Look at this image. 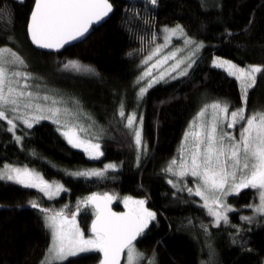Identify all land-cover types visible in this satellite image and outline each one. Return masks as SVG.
<instances>
[{"label":"snow or ice","instance_id":"6c2138e0","mask_svg":"<svg viewBox=\"0 0 264 264\" xmlns=\"http://www.w3.org/2000/svg\"><path fill=\"white\" fill-rule=\"evenodd\" d=\"M17 3L23 4L24 0ZM200 6L206 10V0H200ZM158 7L159 0H146L143 17L134 5L124 9L126 14L141 21L147 35H137L141 48L128 53L129 56L141 54L139 74L129 85L134 90L135 107L126 112V92L121 94L110 121V125L113 122L122 125L130 138L129 147L134 150L138 169L142 160L149 157V145L143 137L144 118L142 114L138 116V109L156 85L190 80L203 59L204 49L209 47L205 41L189 35L180 23L164 25L159 32L154 31L155 16L151 10ZM113 11L111 0H33L26 19V35L36 48L59 53L65 46L85 39L90 30L106 22ZM0 15L5 17L4 27L0 29V39L5 40L0 45V130L10 134L11 142L24 150V141L34 125L50 121L72 149L82 150L89 160H100L105 155L102 141L107 129L90 116L87 126L80 123L83 109L78 99H65L48 91L46 85L35 83L42 78L28 71L23 56L9 46L18 42L14 35L15 11L7 0H0ZM253 23L254 18L248 21L249 26ZM206 29V25H201L202 32ZM242 32L248 35L250 28ZM234 35L227 28L222 33L229 42ZM160 40L162 42H158ZM174 41L179 42V46ZM246 44L243 41L237 47L243 49ZM211 67L224 70L238 82L239 103L202 98L176 155L160 172L175 200L197 207L210 218L208 223L202 220L197 223L189 217L186 224H181V229H191L203 236L202 251L207 250L208 260H202L201 264H217L213 228H230L228 235L232 245L251 253L253 249L248 246L246 237L252 229L247 226H264V110L249 111L248 108L249 93L257 87L258 79L264 82V63L241 66L233 60L213 56ZM63 69L98 75L95 69L75 60L64 62ZM29 155L39 158L34 149ZM121 167L122 162H109L101 168L57 171L72 179L103 181L115 179L111 173ZM0 181L34 189L40 194L28 201L50 239L38 264H79V259L69 258L92 259L90 254H98V264H122V260L124 264H159L155 247L150 254L137 248L138 240L146 238L152 228L159 225L158 214L148 207L147 197L124 196L125 211L116 212L112 209L113 202L119 198L116 194L92 192L77 200L75 209L70 211L67 204L57 209L41 203L44 198L48 202L55 201L69 189L62 182H50L34 168L5 163L0 167ZM244 190L252 191V200L237 209L229 198H239ZM82 208L93 217L87 234L77 219ZM244 209L251 215L242 214ZM233 213H241L238 216L241 224L232 223L230 214Z\"/></svg>","mask_w":264,"mask_h":264},{"label":"trees","instance_id":"16d2710c","mask_svg":"<svg viewBox=\"0 0 264 264\" xmlns=\"http://www.w3.org/2000/svg\"><path fill=\"white\" fill-rule=\"evenodd\" d=\"M111 1L115 7L112 17L95 28L88 39L60 53H49L33 47L26 35L25 24L33 0H24L23 4L7 0L15 11L14 35L18 42L9 46L16 51H28L30 60L25 59L28 71L42 78L35 83L46 85L47 89H54L67 99H78L82 109L99 126L107 129V135L102 141L105 155L92 161L82 150L67 145L50 121L34 125L24 141V150L11 142L10 134L0 130V167L4 163L25 164L35 167L48 179L64 183L69 192L52 202L44 198L41 203L45 207L59 209L67 204L71 211L75 209L77 200L92 192H108L119 197L113 205L121 210L124 209V196L147 197L148 207L158 214L159 225L153 227L146 238L138 240L141 251L150 254L155 247L159 264H201L202 260H208L207 250L202 251L204 238L194 230L181 229V224H186L189 217L197 223L200 220L208 223L210 218L197 207L175 200L160 172L177 150L182 133L201 105L202 98L239 103L238 82L228 77L224 70L211 67L212 57L230 59L241 66L264 63V0H206V10L201 8L200 0H159V7L151 10L155 16L154 31L159 32L164 25L180 23L189 35L205 41L209 47L204 49L203 59L198 62L190 80L156 85L146 96L142 109L149 157L142 160L139 169L135 167L134 150L129 147L130 138L125 135L122 125L115 122L110 125V121L121 94L126 92V112L135 107L134 90L129 85L139 74L141 54L129 56L128 53L141 48L136 37L146 36L147 32L141 21L126 14L124 9L134 5L143 17L146 15V0ZM217 4L222 7H216ZM252 18L254 23L249 26L248 21ZM4 24L5 17L0 15V29ZM201 25L207 26L206 31L200 30ZM226 28L236 34L230 42L222 36ZM245 28H250L248 35L242 32ZM243 41L247 42L246 48H238V43ZM4 43L5 40L0 39V45ZM69 60L90 66L98 75L64 70L63 63ZM161 101L166 102L161 104ZM248 108L249 111L264 110V82L259 79L257 87L249 93ZM32 149L38 153V159L29 155ZM109 162H122L119 171L111 173L115 179L85 181L84 178L72 179L57 171L101 168ZM39 195L34 189L0 181V264H38L42 258L50 239L38 213L28 206V201ZM252 197L251 190H244L239 198L230 197L229 201L241 209ZM249 213L247 209L242 212L244 215ZM239 214H230L232 223H242ZM92 218L90 211L83 208L77 217L86 230ZM247 227L252 229L246 237L248 246L253 249L251 253L242 252L232 245L228 235L232 231L230 228L212 229L217 264H261L264 259V226ZM90 255L92 259L70 260L79 259V264H98V254Z\"/></svg>","mask_w":264,"mask_h":264},{"label":"rangeland","instance_id":"374dc122","mask_svg":"<svg viewBox=\"0 0 264 264\" xmlns=\"http://www.w3.org/2000/svg\"><path fill=\"white\" fill-rule=\"evenodd\" d=\"M159 42H162V40H160ZM174 43L177 45V46H179V42H177V41H174ZM22 46V45H21ZM18 52H19V54L20 55H22L23 56V58L24 59H26V57L28 58V51L25 49V52L23 51V49H22V51L21 50H18ZM29 60H30V58H28ZM234 62V61H233ZM48 91H50V92H55V93H57L58 95H60L58 92H56L54 89H52V90H50V89H47ZM64 97V96H63ZM65 99H67L66 97H64ZM69 99V98H68ZM218 99H220V98H218ZM212 100H215V99H213L212 98ZM211 100V101H212ZM69 106L70 107H74L71 103H69ZM131 110H129L128 112H130ZM197 112V111H196ZM140 114H142L143 115V109H142V107L140 108V109H138V116L140 115ZM196 114V113H195ZM195 114H194V116H195ZM193 116V117H194ZM88 117H89V115L83 110V113L80 115V118H79V121H80V123H82V124H84L85 126H87V124H88ZM193 117H192V119H193ZM144 118V117H143ZM189 123H190V121L188 122V124L186 125L187 127H186V129L188 128V125H189ZM100 126H102V125H100ZM186 129H184V131L186 130ZM184 131H183V133H184ZM183 133H182V138H183ZM107 135V134H106ZM105 135V136H106ZM143 137H144V128H143ZM144 140H145V138H144ZM181 142H182V140L179 142V144H178V148H179V146H180V144H181ZM177 148V149H178ZM176 153H177V150L175 151V153L172 155V157L173 156H175L176 155ZM171 157V158H172ZM5 164V163H4ZM9 164H11V163H9ZM13 165H16V166H24L25 164H23V165H18V164H15V163H12ZM3 166V165H2ZM1 166V167H2ZM28 167H30V168H33V167H31V166H29V165H27ZM34 169H36L35 167H34ZM37 171H39L38 169H36ZM40 172V171H39ZM41 173V172H40ZM42 174V173H41ZM43 175V174H42ZM44 177H45V179H48L45 175H43ZM50 182L51 181H54V180H51V179H48ZM56 181H59L60 182V180H56ZM229 200H230V198H229ZM230 203H231V201H230ZM235 206V205H234ZM236 207V206H235ZM123 208H124V206H123ZM249 215H251V213H249ZM82 227V226H81ZM83 228V227H82ZM85 229V228H84ZM88 230V229H87ZM87 230L85 229V232H86V234H87ZM137 248L141 251V249L138 247V245H137ZM70 259V258H69ZM262 261H264V259L262 260Z\"/></svg>","mask_w":264,"mask_h":264},{"label":"water","instance_id":"95a60500","mask_svg":"<svg viewBox=\"0 0 264 264\" xmlns=\"http://www.w3.org/2000/svg\"><path fill=\"white\" fill-rule=\"evenodd\" d=\"M112 2V1H111ZM113 3V2H112ZM115 8V7H114ZM114 13V12H113ZM113 13H111L110 14V16L108 17V18H106V22L112 17V14ZM103 24H105V22H102V24L101 25H95L94 27H93V29L92 30H90V33L87 35V37L85 38V39H83V40H81V41H75V42H73L71 45H67V46H65V48L64 49H62L61 51H63V50H65V49H67V48H70L71 46H73V45H75V44H79V43H82V41H85L86 39H88L91 35H92V32L94 31V29L95 28H98V27H101ZM33 47H35L34 45H32ZM36 48V47H35ZM37 50H42V51H46V52H53V51H50V50H43V49H38V48H36ZM60 51V52H61ZM59 52V53H60ZM54 53H57V52H54ZM112 209H113V211H116V212H121V211H125V209H121V210H118L117 208H115V206L112 204ZM122 264H124V262H123V260H122Z\"/></svg>","mask_w":264,"mask_h":264}]
</instances>
